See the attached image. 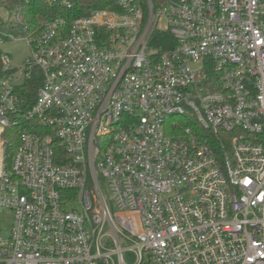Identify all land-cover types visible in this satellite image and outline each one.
<instances>
[{"label":"built area","instance_id":"2783aa9c","mask_svg":"<svg viewBox=\"0 0 264 264\" xmlns=\"http://www.w3.org/2000/svg\"><path fill=\"white\" fill-rule=\"evenodd\" d=\"M16 13L0 46L28 54H0V138L31 126L0 147V264H264V0H116L36 30Z\"/></svg>","mask_w":264,"mask_h":264},{"label":"trees","instance_id":"16d2710c","mask_svg":"<svg viewBox=\"0 0 264 264\" xmlns=\"http://www.w3.org/2000/svg\"><path fill=\"white\" fill-rule=\"evenodd\" d=\"M16 7H21V21L29 30H36L40 25V21L49 20L55 17H63L68 22L89 14L96 9H114L116 0H74L73 7L67 9L58 2H48L46 0H34L28 5L20 3L18 0L14 1ZM18 31V30H16ZM174 41L168 32H156L151 40V45L158 48L159 51L168 50ZM37 72V71H36ZM40 85V76L35 74V77L25 82L18 93L26 99V104L23 109H28L34 102L36 91ZM30 123L20 119L18 126H13L4 131L2 134L6 149L5 155L10 159L14 154L19 144V131L24 128H29Z\"/></svg>","mask_w":264,"mask_h":264},{"label":"rangeland","instance_id":"374dc122","mask_svg":"<svg viewBox=\"0 0 264 264\" xmlns=\"http://www.w3.org/2000/svg\"><path fill=\"white\" fill-rule=\"evenodd\" d=\"M17 7L15 4L6 6L1 8V12L7 11L6 15V23H15L16 20V13ZM2 29H5L3 26H1ZM14 36L16 38H23L24 34L20 31H12ZM0 54H6L9 57L10 60V66L14 71H19L21 68H23L26 56L28 54L27 49H26V44L25 41L19 40V41H10L5 43L4 45L0 46ZM3 142V145H2ZM5 150L6 149V144L3 136L0 138V147ZM102 189L104 191V195L107 198L109 206L112 208L113 212L116 211L114 207L111 204V193L109 192L106 184L102 183ZM10 221H2L0 223V235L3 239H7L9 237V231H10ZM125 247V246H124ZM126 261L130 262L131 258L130 256H126Z\"/></svg>","mask_w":264,"mask_h":264}]
</instances>
